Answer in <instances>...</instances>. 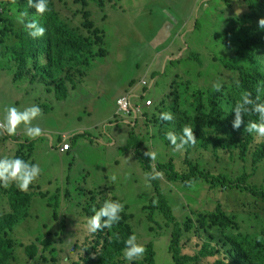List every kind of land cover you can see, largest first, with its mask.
I'll return each instance as SVG.
<instances>
[{
    "label": "rangeland",
    "instance_id": "1",
    "mask_svg": "<svg viewBox=\"0 0 264 264\" xmlns=\"http://www.w3.org/2000/svg\"><path fill=\"white\" fill-rule=\"evenodd\" d=\"M233 1L236 14L232 12L234 5L226 8L223 0H104L103 7L90 1L89 19L97 29L95 34L82 25V5L76 0H49L72 27L95 40L86 72H82L83 67L71 69L75 83H68V97L64 100H58L50 85L32 80L28 73L22 79H14L20 64L19 38L10 31L19 32L22 25L16 20L17 14L11 19L10 9L3 7L0 15V116L4 121L6 110L12 106L23 110L37 105L43 110L42 118L33 121L43 130V135L31 140L34 142L31 151L20 146L30 141L23 126L14 135L19 142L8 139L7 135L0 138V158H21L38 164L42 170L28 191L39 190L43 196L34 198L20 235L10 234L16 257L13 264H72L81 260L85 247L95 236L87 230L88 218L94 215V208L98 210L113 197L120 199L124 210L131 215L129 223L138 243L145 248L153 243L156 264H172L169 252L172 226L158 210L153 213V221L149 218L146 206L154 194V186L132 155L133 146L128 144L130 132L139 134L140 151L145 153L150 148L157 152L155 164L173 159L176 169L184 173L187 171L185 159L189 157L200 169L214 174L235 178L244 171L253 173L248 181L264 186V160L257 165L252 163L253 150L264 138L253 133L255 139L249 145L246 158L242 159L239 145L244 135L205 127L204 135L186 156L185 151L176 152L164 142L168 140V131L175 129L179 135V128L173 126V121L166 124L160 119L162 112H171L177 117L178 113L171 111L175 104L195 114L191 102L198 91L203 93L205 107L196 115L209 112L210 92L216 93V101L226 112L230 110L231 88L239 81V74L225 68L214 56L216 53L230 56L238 45L234 32L226 28V18L236 19L249 7L246 0ZM192 53L199 54L202 64H198ZM258 57L264 59V52ZM40 60L43 62V57ZM25 63L30 66L32 60L26 59ZM142 79H147V84H142ZM218 81L222 83L221 91L213 88ZM132 83L139 89L132 99L134 104L143 105L145 97L154 101L151 109L143 107L141 121L134 125L125 122L128 115L123 121H115L114 117L115 99ZM146 108L150 110L146 112ZM149 112L155 114L150 121L147 120ZM77 131L88 132L90 138L79 139L75 155L72 146L68 154L60 153L57 149L64 142L71 144L70 137ZM113 176L115 180L111 179ZM159 182L182 227L187 222L193 223L190 230L183 232V253L194 255L202 243L208 242L222 247L223 257L228 264H234L225 253L228 246H223L219 227L208 225L205 229L199 222L201 214L214 212L218 203L227 214L237 218L239 225L225 232L260 241L264 251V202L261 199L238 188H213L204 180L186 188L180 182L169 181L164 173ZM1 187L0 212L4 213L9 205ZM56 194L58 203L54 199ZM46 240L48 245L45 246ZM31 243L38 247L35 258H29L26 251ZM214 261L215 257H205L190 264H214Z\"/></svg>",
    "mask_w": 264,
    "mask_h": 264
},
{
    "label": "trees",
    "instance_id": "2",
    "mask_svg": "<svg viewBox=\"0 0 264 264\" xmlns=\"http://www.w3.org/2000/svg\"><path fill=\"white\" fill-rule=\"evenodd\" d=\"M82 5L83 21L82 25L87 29H92L93 33L97 34V29L93 28V23L89 19L91 17L89 2L92 1L99 7L104 6V0H76ZM226 8H230L233 0H223ZM249 10L244 13L240 12L237 18H226V28L232 30L237 37L238 45L235 52L230 55H220L216 53L214 58H217L219 63L225 66L230 71H238L239 84L231 88L232 98L230 100V110L228 112L216 101V93L210 92L209 112L206 115H196L201 112L205 105L203 93L198 91L193 94L194 98L191 102L195 114H190L186 110L180 109L178 105L171 106L173 113H178L175 117L173 126L179 128L180 132L185 125L191 126L197 140L204 135V128L211 127L215 129H224L227 132H232L236 135H244L243 143L239 145L241 150V158H246V153L249 145L254 141L253 134L247 133L245 127L249 120L259 122V117L256 114L244 117V124L239 130H235L232 122L235 117L233 109L238 101L241 100L242 93L250 92L251 98L260 97L259 103H264V29L258 27V20L264 17V0H246ZM243 3V0H242ZM50 11L46 12L42 17L36 15L34 8H28L27 0H17L16 5H11L9 14L14 17L19 11L27 10L29 16H36V19L43 27L46 28L44 36L32 38L22 26L19 32L11 30L14 36L19 38L18 41V59L20 61L19 70L15 74L14 79L19 80L26 73L30 74L32 80L39 83H44L51 86V90L58 100H64L68 97V83H75L71 75V69L75 67H83L82 72H86L89 67L95 40L90 36L81 34L76 27H72L64 20L59 12L54 9L49 3ZM236 14V10L232 11ZM174 25V22H173ZM164 29V28H163ZM174 33V32H173ZM166 35V34H165ZM224 49L226 45L223 44ZM229 48L231 45L228 46ZM198 64L202 61L198 53H192ZM43 57V62L40 60ZM26 59H31L32 64L26 65ZM146 99V97H145ZM166 121H162L165 123ZM170 122H166L169 124ZM176 133V130L173 129ZM7 135V134H6ZM10 140H19L13 136H5ZM90 138V134L86 131H77L70 137L71 146L77 145L80 138ZM139 134L130 132L128 144L133 146V156L140 162L145 173L151 172L149 158L144 156V152L140 151L137 144L139 143ZM167 144L169 141L164 140ZM33 141H26L20 146L27 147L29 151L33 148ZM186 150V156L190 149ZM55 149V147H53ZM58 150V149H57ZM21 151L18 152L20 154ZM65 154H68L65 153ZM264 160V142L254 148L252 153L253 165L259 164ZM187 171L179 172L173 161L155 164L158 172H163L169 181L180 182L184 187L190 188L186 182L194 181L195 183L204 180L210 184V187L225 186L229 188H238L251 194L253 197L259 198L264 202V186L250 183L248 180L253 176V173L244 171L241 175L231 178L226 174H214L205 171L194 164L189 157L185 159ZM154 186V194L149 199V204L146 209H149V218L153 221V213L158 210L166 222L171 224V239L169 241V252L172 256V264H190L197 262L200 258L215 257L214 264H228L227 259L223 257L219 245H213L204 242L199 251L194 254H185L182 252V236L184 231L190 230L193 227L192 222H187L184 228L176 216L174 215L172 206L167 200V196L163 193L159 179L151 180ZM3 194L9 205V210L4 213L0 212V264H13L16 260L13 239L10 236L14 232L16 226L26 221L30 213V207L35 197L43 196L39 190L37 191H20L15 184L10 188L1 187ZM69 197V193L66 194ZM55 202L58 203L59 196H54ZM108 200L122 201L116 197ZM221 204L218 203L216 209L212 213H202L199 222L206 229L208 225L218 226L221 230L219 233L223 236V246H228L225 249L226 255L233 259L234 264H264V251L260 247V241L253 242L247 235L240 233H226L227 228H237L238 222L234 215L227 214L221 209ZM1 206V192H0ZM121 221L114 225L111 230L105 228L98 230L95 233L93 241L85 247V254L81 260L74 261L72 264H156V252L153 243H149L146 248V254L142 259L128 262L123 258V249L125 248L124 241L134 233L132 226L129 223L131 215L125 210L120 214ZM54 217L56 212L54 211ZM65 227V226H64ZM63 227V228H64ZM264 234V229L262 230ZM119 237V238H118ZM45 246L48 241H44ZM26 251L29 258H35L38 252L36 244L31 243L26 246ZM94 254V255H93Z\"/></svg>",
    "mask_w": 264,
    "mask_h": 264
},
{
    "label": "clouds",
    "instance_id": "3",
    "mask_svg": "<svg viewBox=\"0 0 264 264\" xmlns=\"http://www.w3.org/2000/svg\"><path fill=\"white\" fill-rule=\"evenodd\" d=\"M17 0H0V14H3V7L6 9H10L7 5L10 3L11 5H16ZM28 8H34L35 13L38 16H43L46 12L50 11L49 8V0H27ZM10 12V10H9ZM8 12V13H9ZM1 17V16H0ZM16 20L19 24H21L24 29L27 31L28 35L32 38H39L45 35L46 28L43 27L36 16H29L27 10L19 11ZM258 27L264 29V17L258 20ZM146 81L147 79H142ZM142 83V82H141ZM143 84V83H142ZM239 84V81H237ZM136 86L134 83L129 84V88L125 89L123 94H120L115 99V121L120 120L123 121L124 114L119 110L118 99L120 96L128 94L130 96V104L131 108L128 115V119L125 122H131V125L140 123L141 116L143 115V107H148L151 109L154 101L151 98L144 99L143 105H136L133 103V97L136 96ZM215 91H221L222 83L216 82L213 85ZM148 99L152 100V104L146 105V101ZM260 97L257 96L255 100L251 98L250 92L242 93L241 100L238 101L233 109L235 113L234 120L232 122V126L235 130H239L241 125L244 124V117L251 116L253 114L258 115L259 122L249 120L247 126L245 127V131L250 134H255L258 138H264V103H259ZM139 108L137 111L136 109ZM146 108L145 111L148 112L150 109ZM156 108V105L155 107ZM160 110V108L158 107ZM157 109V112L159 111ZM7 114L5 119L0 116V138L4 135L13 136L16 135L17 129L23 126L25 135L30 140H35L43 135V130L38 126L34 125L33 121L42 118L43 110L37 106L32 105L30 107H26L23 110L18 109L15 106L9 107L7 110ZM155 114L149 112L148 121H150ZM160 119L162 121L171 122L174 121L175 117L171 112H162L160 114ZM165 122V123H166ZM174 123V122H173ZM166 138L171 144H165L173 146V150L176 152L183 153L188 147H195L197 144V138L194 134V130L191 126L185 125L181 133L177 135L175 132L168 131L166 133ZM71 147V144H69ZM77 146V145H76ZM70 147L68 150H70ZM60 151V147L58 148ZM66 150L65 152H67ZM63 152V151H60ZM133 155V154H132ZM144 156L149 158L150 167L152 169L151 172L145 173L146 179L155 180L159 179L163 176L162 172H158L155 167V161L157 160V152L153 151L149 148L147 152L144 153ZM174 162V160H172ZM41 168L38 164H32L30 162H26L21 158H9L4 157L0 158V186L5 189L10 188L13 184L22 191L27 192L32 185L41 175ZM115 180L116 178L113 176L111 178ZM188 186L194 187V181L186 182ZM124 211V205L118 201L106 200L104 204L97 210L93 209L94 215L88 218L87 220V230L90 233H96L98 230L109 229L111 230L114 225L118 224L122 217L121 213ZM119 238V237H118ZM125 243V248L123 249V258L132 262L135 260L142 259L146 254V248L142 243H138L137 236L135 233L130 235Z\"/></svg>",
    "mask_w": 264,
    "mask_h": 264
},
{
    "label": "built area",
    "instance_id": "4",
    "mask_svg": "<svg viewBox=\"0 0 264 264\" xmlns=\"http://www.w3.org/2000/svg\"><path fill=\"white\" fill-rule=\"evenodd\" d=\"M143 84H146L145 80L141 81ZM152 104V100L148 99L146 101V105H150ZM118 106H119V110L124 114L127 115L130 111L131 108V104H130V96L128 94L122 95L119 97L118 99ZM137 111L139 110V108L136 109ZM69 144L67 142H64L63 144H61L60 146V151L65 152L66 150L69 149Z\"/></svg>",
    "mask_w": 264,
    "mask_h": 264
},
{
    "label": "crops",
    "instance_id": "5",
    "mask_svg": "<svg viewBox=\"0 0 264 264\" xmlns=\"http://www.w3.org/2000/svg\"><path fill=\"white\" fill-rule=\"evenodd\" d=\"M1 1H4V0H1ZM233 3V5H234V9L236 10V6H235V1H233L232 2ZM7 7H11V4L9 3L8 5H7ZM239 9L240 10H242V7L241 6H239ZM241 12H245V10H243V11H241ZM247 12V11H246ZM10 13H12V11L10 12ZM242 14V13H241ZM240 14V15H241ZM1 15V14H0ZM240 15H238V16H240ZM179 25H180V22H179ZM135 89H136V91H138L139 89H138V86H136L135 87ZM124 92H122L121 94H123ZM78 142H80L79 140H78ZM77 145H79L78 143H77ZM59 151V150H58ZM60 152V151H59ZM76 152H77V146H74L73 147V149H72V154L73 155H75L76 154ZM60 153H67V152H60ZM117 156H119V154L117 155ZM172 159V158H171ZM173 160V159H172ZM29 215H30V213H29ZM22 229H23V227H22V223L20 224V225H18V226H16L15 227V229H14V232H16L18 235H20V231H22Z\"/></svg>",
    "mask_w": 264,
    "mask_h": 264
}]
</instances>
